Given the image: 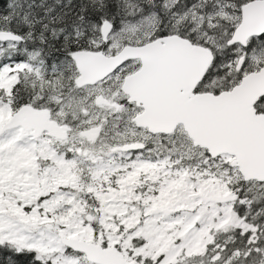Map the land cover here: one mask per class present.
<instances>
[{
    "label": "snow or ice",
    "instance_id": "obj_1",
    "mask_svg": "<svg viewBox=\"0 0 264 264\" xmlns=\"http://www.w3.org/2000/svg\"><path fill=\"white\" fill-rule=\"evenodd\" d=\"M0 264H264V0H0Z\"/></svg>",
    "mask_w": 264,
    "mask_h": 264
}]
</instances>
